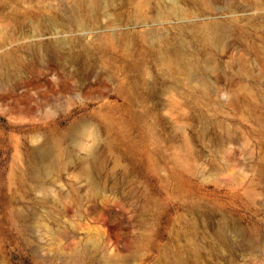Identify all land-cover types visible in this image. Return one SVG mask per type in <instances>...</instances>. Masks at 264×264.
Here are the masks:
<instances>
[{
  "label": "rangeland",
  "instance_id": "obj_1",
  "mask_svg": "<svg viewBox=\"0 0 264 264\" xmlns=\"http://www.w3.org/2000/svg\"><path fill=\"white\" fill-rule=\"evenodd\" d=\"M176 1L0 0V264H264V0Z\"/></svg>",
  "mask_w": 264,
  "mask_h": 264
},
{
  "label": "bare ground",
  "instance_id": "obj_2",
  "mask_svg": "<svg viewBox=\"0 0 264 264\" xmlns=\"http://www.w3.org/2000/svg\"><path fill=\"white\" fill-rule=\"evenodd\" d=\"M85 1L87 3H89L90 5L95 4V0H85ZM108 1H111V0H108ZM160 1H161V3H163V6L166 9V13H167L168 17H172L175 20H179L180 18H182L185 15V12L183 11V9L180 8V6L176 0H160ZM177 24L180 25V27L176 26V28H182V26H184L181 23H177ZM79 25H81V24H79ZM191 25H192V27H194L193 24H191ZM61 32H63V31H61ZM68 41L66 40L65 37H63L61 39L58 38L57 40H55L53 42L54 44L52 45L53 46L52 50H54L55 53L58 56H60L61 58L63 57L64 54H66L67 47L70 46ZM177 43H178V46H180V45L182 46L183 39L178 38ZM47 48L49 49V47H47ZM2 49H3V44H0V69L1 70L5 67L6 63H9L10 66H14V64H16V61L13 59L11 54L2 52ZM43 49H45V48H43ZM175 55L176 56H169L168 49L167 48L162 49L160 56H159V60L161 62H163L165 69L167 71L177 70V71H181V72H189V73H193V74L195 73L196 68L194 67L193 64H191L189 61L188 62H182L183 60H181V58H180L181 54L179 52ZM60 60H58V62ZM62 85L65 86L66 84L63 83ZM50 150H51V152H50L51 154H52V151L55 150L57 155H59L58 151H62V148L59 147V142L57 140L53 141L52 148H50ZM104 150L110 151L111 145H110V142L104 136H102V142L100 143L98 149L92 155L82 156L81 159L79 160L78 179L80 181L85 182L87 189L93 193L97 192L100 189V181H98L97 174H98L99 170L101 171V162L99 163L98 158H99V155L102 154V152ZM27 155L29 157H33L34 160L39 163L41 168H47L48 171L56 169L59 166V164L55 160H53L49 163L48 162L46 163V161H45L46 159H45V157L41 151H36V152L35 151H28ZM22 178H23V175H22ZM40 185H41V182L38 183V186H40ZM101 264H117V263L114 259H106V260L104 259V261Z\"/></svg>",
  "mask_w": 264,
  "mask_h": 264
},
{
  "label": "clouds",
  "instance_id": "obj_3",
  "mask_svg": "<svg viewBox=\"0 0 264 264\" xmlns=\"http://www.w3.org/2000/svg\"><path fill=\"white\" fill-rule=\"evenodd\" d=\"M102 142V135L94 121H84L78 127L73 143L74 149L82 156L92 155Z\"/></svg>",
  "mask_w": 264,
  "mask_h": 264
}]
</instances>
